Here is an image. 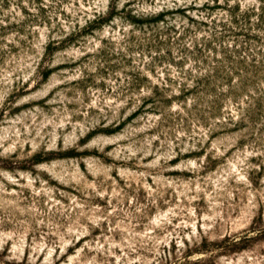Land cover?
I'll return each mask as SVG.
<instances>
[{"label":"rangeland","instance_id":"374dc122","mask_svg":"<svg viewBox=\"0 0 264 264\" xmlns=\"http://www.w3.org/2000/svg\"><path fill=\"white\" fill-rule=\"evenodd\" d=\"M0 264H264V0H0Z\"/></svg>","mask_w":264,"mask_h":264}]
</instances>
